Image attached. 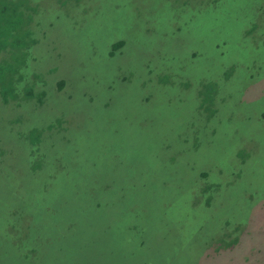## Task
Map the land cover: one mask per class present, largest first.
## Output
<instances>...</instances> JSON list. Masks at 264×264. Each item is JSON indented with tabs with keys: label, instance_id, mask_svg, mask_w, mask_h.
I'll list each match as a JSON object with an SVG mask.
<instances>
[{
	"label": "rangeland",
	"instance_id": "374dc122",
	"mask_svg": "<svg viewBox=\"0 0 264 264\" xmlns=\"http://www.w3.org/2000/svg\"><path fill=\"white\" fill-rule=\"evenodd\" d=\"M30 1L38 8L34 21L40 19L47 27L42 37L39 31L34 33L38 41L32 49L38 56H31L27 82L34 83L35 91H50V100L38 107L32 100L22 101L11 113L6 110L10 114L0 121L4 145L0 152V255L2 241L10 253V241L17 243L18 234L24 232L23 247L14 246L15 254L24 252L23 261L120 264V254L129 252L130 228L141 226L132 214L138 194L143 192L149 200L159 188L172 201L184 202L189 211L194 210V200H202L201 217L184 221L187 227L184 217L175 215L172 223L156 221L143 232L145 242L161 231L170 232L172 238L183 237L177 247L180 251L172 252L175 260L168 264H222L229 259L231 248H221V237L227 239L228 229L222 232L213 221L201 220L208 218L203 212L222 206L220 215L231 213L230 226L240 227L228 239L241 235V225L248 231L233 247L230 262L264 264V228L251 245L256 208L264 207V94H254L264 79V0ZM26 10L23 7L24 15ZM29 26L37 28L35 22ZM245 27L256 30L246 36ZM117 39L126 41V54L110 58V43ZM164 62L173 67L181 63L178 82L184 85L193 80L191 86L179 89L168 84L154 87L152 93L149 84L143 88L149 67L154 73L150 77L172 72L163 68ZM51 65L54 70L49 71ZM93 73L101 75L102 100L107 85L112 80L117 83L109 92L110 107H101L100 114L86 107ZM135 73L137 78L128 83ZM63 75L70 77L77 90L73 100L64 98V89H56ZM213 78L223 82L217 83V95L214 91L210 104L200 100L198 92L203 81ZM19 92L23 95L21 87ZM59 110L67 112L62 116L68 118L60 120ZM141 110L153 119L147 130L136 128V114ZM34 127L41 135L36 152L32 139L24 137ZM100 129V147L111 149L104 152L103 163L118 169L114 183H134L129 205L121 204L119 198L100 206L84 204L90 194H80L77 188L70 195L63 175L53 177L50 170L62 152L76 153V158L60 160L79 173L99 162L94 141L85 155L83 139ZM177 135L181 143L174 142ZM165 143L171 145L164 147ZM170 156L175 157L173 163L167 161ZM79 159L81 164L75 167ZM203 167L211 168L213 175L207 178L211 184L206 183L212 187L204 194L205 179L198 176ZM219 167L224 169L220 175ZM213 181L220 183L215 186Z\"/></svg>",
	"mask_w": 264,
	"mask_h": 264
},
{
	"label": "trees",
	"instance_id": "16d2710c",
	"mask_svg": "<svg viewBox=\"0 0 264 264\" xmlns=\"http://www.w3.org/2000/svg\"><path fill=\"white\" fill-rule=\"evenodd\" d=\"M23 7L26 9V15H24ZM38 8L32 4L30 0H0V121L3 119L5 120L8 115L13 111L16 107L22 105V101H30L32 100L36 107L42 106L47 99L50 100L49 95L50 91L46 89L40 88L38 91H35L33 82H27V79L32 74L30 73L31 69V56L33 54V58L35 59L38 54L33 53L32 47L36 44L38 39L35 38L34 33L35 31H39L40 37L44 36L46 33V27L40 19L38 22L34 21L36 17ZM46 13V11H45ZM35 22L37 24V28L33 30L29 28V24ZM29 26V27H28ZM256 27L248 28L245 27L244 34L248 36L251 33H254ZM226 42H222L221 45L224 46ZM126 41L124 39H117L110 43V48L108 50V56L110 58L116 57V55H125ZM219 46V44H217ZM163 68H171L172 72H167L166 75L162 76V73H159L157 77H150L154 75L151 72L152 68H148L145 77L142 79V87L146 88L149 84L150 92L152 93L154 87L165 86L170 84V88L173 86H177L179 89H185L191 86L193 80L185 82L184 85H181L178 82L179 74L181 72L180 69L183 68V65L180 63L178 66H172L168 63L164 62ZM49 71L54 70L52 65L48 67ZM87 74V71L83 74H80V77H84ZM35 77L41 78L38 74H34ZM101 75L100 74H92L91 81L88 85V93L85 96V101L87 102V108H89V112L93 109L96 110L97 113L100 114V109L105 108L107 109L110 107L109 101L112 97V94L109 95V92L115 89L117 83H114L113 80L107 85L105 88L106 93L104 95V99L102 100V94L100 92V81ZM127 77H124L125 80ZM135 78H137V74L135 73L129 80L128 83L132 82ZM42 79V78H41ZM27 82L26 85L23 83ZM223 82L222 79H219L217 82L214 78L209 82L203 81L204 85L199 89L198 97L200 100H204L210 102L212 95H217V83ZM44 83H47L44 81ZM146 83V84H145ZM48 84V83H47ZM23 90V95L20 94L19 90ZM86 88V89H87ZM56 89L58 92L64 91L66 92V96L64 98L66 100H73L77 94V90L74 86L71 85L70 77L68 75H63L60 79L56 82ZM82 90L78 91L81 93ZM108 92V93H107ZM167 90L164 91L166 93ZM263 92V93H262ZM255 95H263L264 94V79L259 83V86L254 89ZM83 96V94H82ZM84 97V96H83ZM216 98V97H215ZM149 100V96L145 97V101ZM196 100H197V91L195 96V107H196ZM202 104V103H201ZM83 106V105H82ZM217 108V104H216ZM84 109V106L83 108ZM6 110H9L10 113H6ZM201 110V108H199ZM95 112V111H94ZM60 113V120H65L68 117L67 112L63 110H59ZM96 113V114H97ZM63 114H67L65 117L62 116ZM91 117V116H90ZM96 117V116H93ZM99 117V116H98ZM150 115L142 113V110L136 114L137 120L140 119L139 123L136 120V128L147 130L149 125H153V119L149 118ZM209 117V115H207ZM11 125H13L12 121H9ZM145 125V126H144ZM51 126V125H50ZM49 126V127H50ZM100 126V124H99ZM101 128V127H100ZM156 135V133L154 134ZM40 131L38 128L34 127L31 128L27 133H24V137H30L33 143V151L36 152L39 148V144L41 141ZM37 139V140H36ZM86 140V141H85ZM84 145V154H88V148L91 146L92 142L95 143V156L99 162L95 163L93 166L88 168L86 172H76L75 169L71 168L67 162L61 161L60 157L63 156H72L76 158V153L72 152H62L61 155L57 157L58 159L55 161L53 166L50 168L52 172H54L53 177L58 174L63 175L65 185L69 186V193L70 195H74L77 188H79L78 193L80 194H90L88 200L84 202L87 205H97L100 206L106 203L109 199L112 198H119L121 204L129 205L133 203L131 200V190L130 185L134 183L126 182L121 180L120 182L114 183V174L118 172L116 166L110 164L103 163V154L111 153V149H106L105 151L103 148L100 147L101 145V129L94 130L91 137H85ZM182 139L180 135H177L176 140L174 142L181 143ZM39 142V143H38ZM38 143V144H37ZM86 143V144H85ZM162 145V143H161ZM171 143L163 144L164 147L170 146ZM4 145L0 141V152L3 150ZM29 147L26 148L28 151ZM165 149V148H164ZM180 149V144L178 146V150ZM30 150V149H29ZM162 151V150H161ZM167 153L165 151H162ZM102 156V157H101ZM82 158H85L82 156ZM65 158H62V160ZM175 157L170 156L167 157V161L169 163L174 162ZM43 158L41 159L40 163L37 164V167H41ZM109 161H113V159H109ZM81 164V159H79L75 163L76 165ZM174 167V165H171ZM216 171H219V175L221 172L224 171L221 167L217 168ZM112 172L111 174H108ZM235 172V171H234ZM238 173V172H237ZM198 176L204 180V184L202 185L201 191L202 193H206L208 190L211 189V185H206V183L211 184V181L207 178L211 179L212 169L209 167H203L199 169ZM119 179V178H118ZM219 181H213V184L219 185ZM51 191V190H49ZM200 191V192H201ZM197 195H199V193ZM52 195H61L59 192H54ZM195 196L194 198H196ZM197 199V198H196ZM192 200H190L191 202ZM202 200H194L192 204L194 205V210L189 211L187 206L184 202H175L172 201V198L166 195V191L163 189H157L153 198L147 200V195L145 196L143 192H140L137 197V208H132V214L137 217L140 222V227H131L130 230L133 231L130 235L126 236V239L130 241V244L127 246V250L129 251L127 254H120V259L122 262L120 264H168V262H173L175 260V256L172 254L173 251H180L177 247L179 243L183 241V237L180 238H172L170 232L161 231L157 236H154L151 241H143L141 239L143 232L146 231L148 227H153V223L156 221H165L166 223H172L174 221L175 215L184 217V221L187 222L188 219L193 222L195 219H199V210L202 208L201 206ZM180 204L182 207L177 208V204ZM210 206V205H209ZM184 207V208H183ZM211 208V207H209ZM37 209V208H36ZM131 208H127L129 211ZM223 209V206L218 208L216 207L213 211L203 212L205 213L206 218H202L201 220L206 221H213L215 226L219 228L222 232L228 229L224 234L227 236V239L221 237V248L228 250L227 257L229 258L222 264H232L230 262L233 256V247L239 243V238L241 236L245 237L248 236L246 234L248 231H244V226L241 225L240 234L239 228L237 229L236 226H230V222L232 220V215H220V211ZM218 212V213H217ZM217 213V214H216ZM215 214V216H214ZM261 228H264V207L256 208L253 220V227H252V234H251V245H255L256 240L255 238L261 235ZM225 229V230H224ZM237 230V231H236ZM18 232V229H17ZM233 233H237L231 239H228L229 236ZM173 234V233H172ZM170 235V237L168 236ZM24 232H20L18 234V241L17 243L10 241V253L7 251V242L2 241L1 244V252L0 255V264H42V263H35L32 261H23L25 258L24 252H20L15 254L14 253V246L17 245L18 248H22V238ZM252 247V246H251ZM27 250L31 251L32 247L29 246ZM226 252V251H225ZM141 259L138 262H134L135 260ZM166 259V261H165ZM169 259V261H168ZM242 262V260H240ZM243 263V262H242Z\"/></svg>",
	"mask_w": 264,
	"mask_h": 264
}]
</instances>
